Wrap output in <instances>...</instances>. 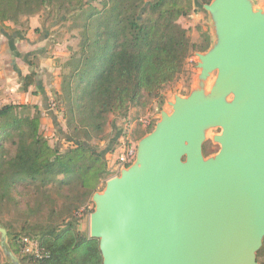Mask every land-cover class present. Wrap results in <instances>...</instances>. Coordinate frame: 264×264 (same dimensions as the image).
<instances>
[{
  "label": "water",
  "instance_id": "water-1",
  "mask_svg": "<svg viewBox=\"0 0 264 264\" xmlns=\"http://www.w3.org/2000/svg\"><path fill=\"white\" fill-rule=\"evenodd\" d=\"M195 5L209 13L215 35L197 53L196 87L175 95L133 163L92 196L89 236L99 240L103 264H261L264 9L253 0ZM211 128L222 130L213 137L220 149L206 156ZM0 233L4 244L1 224Z\"/></svg>",
  "mask_w": 264,
  "mask_h": 264
},
{
  "label": "trees",
  "instance_id": "trees-1",
  "mask_svg": "<svg viewBox=\"0 0 264 264\" xmlns=\"http://www.w3.org/2000/svg\"><path fill=\"white\" fill-rule=\"evenodd\" d=\"M44 6L70 10L80 28V50L64 63L56 93L68 146L50 144L37 105L0 106V214L15 209L27 220L20 232L0 224L21 264H103L99 240L78 224L111 174L97 144L105 139L109 116L125 118L145 96H157L190 54L207 51L210 42L206 37L196 44L180 24L198 10L195 0H0V24ZM32 81L33 73L25 84ZM24 236L38 240L41 257L19 255ZM257 259L264 264V244Z\"/></svg>",
  "mask_w": 264,
  "mask_h": 264
},
{
  "label": "rangeland",
  "instance_id": "rangeland-1",
  "mask_svg": "<svg viewBox=\"0 0 264 264\" xmlns=\"http://www.w3.org/2000/svg\"><path fill=\"white\" fill-rule=\"evenodd\" d=\"M253 2L256 8L264 9V0H253ZM95 4L99 5V3ZM30 19H34L36 24H38L37 30L41 32L43 27H45L47 28L46 33L48 36L52 35L53 49L50 55L53 57L57 56L54 63L60 67L59 70L62 71L61 76H63L64 80L65 76L63 73L67 71L64 67V63L72 54H76V52L80 50V28L77 27V22L74 20L73 13L70 10L58 11L44 6L34 14L22 15L16 21L7 22L14 26L13 29H24L29 28L28 22ZM180 24L188 29V33L193 42L201 45L204 43L205 38L208 37L210 47L212 46L215 39L212 20L209 13L204 8L199 7L198 10L192 12L190 15L181 17ZM2 26H5V24H0V27ZM60 48L67 53L69 52L66 58H61L59 54L56 55L54 53L55 51L59 52ZM198 52L205 51L197 50L192 52L187 58L184 69L177 79L163 86L157 96H145L140 105L130 108L125 118L114 114L109 116L106 125L105 139L97 142L99 150L103 151L108 161V167L111 170V174L107 179L119 174L121 168L127 167L133 163L134 160L124 165L121 155L132 145L137 148L139 140L155 128L157 122L161 119L163 110L168 113L172 112L173 108L170 102L174 101L175 95L187 96L190 94L191 90L196 87L200 73V69L197 67L199 61ZM215 76L216 73L209 78L208 88L211 87ZM56 97L57 94L55 93L49 102V106L51 109L53 108L59 112L61 121H58V124L60 123L61 126H65L64 128L62 127L64 131L60 129V126H53L51 122L50 126L46 125L45 128L43 127V131L48 137L51 145H59L62 150H65L68 146L65 137H67L68 134L62 111H60L56 105ZM41 118H43L42 112ZM221 131V128H211L208 130L207 138L204 142V153L206 156L213 155L219 151L220 145L213 140V137L221 133ZM105 183L99 186L98 191L104 190ZM88 206L90 209L82 213L81 220L78 224V228L85 234L90 233V213L92 212L90 210L94 209L92 199ZM0 221L10 226L12 231L20 232L21 227L27 220L22 212L10 209L0 214ZM30 221L34 222L37 220L32 218ZM10 242V236L7 233L5 243L2 244L0 233V264H15L8 254V251H10ZM19 255L26 256L23 252H19Z\"/></svg>",
  "mask_w": 264,
  "mask_h": 264
},
{
  "label": "crops",
  "instance_id": "crops-1",
  "mask_svg": "<svg viewBox=\"0 0 264 264\" xmlns=\"http://www.w3.org/2000/svg\"><path fill=\"white\" fill-rule=\"evenodd\" d=\"M4 24L0 27V106L5 103L37 105L43 114V127L50 126L51 122L62 130L65 126L58 124L59 112L49 106L63 82L62 71L54 63L57 56L50 55L52 35L48 36L45 27L41 32L37 30L34 19L24 29H13L8 22ZM59 50L54 53L66 58L69 52ZM31 73L33 81L27 85L25 77Z\"/></svg>",
  "mask_w": 264,
  "mask_h": 264
},
{
  "label": "built area",
  "instance_id": "built-area-1",
  "mask_svg": "<svg viewBox=\"0 0 264 264\" xmlns=\"http://www.w3.org/2000/svg\"><path fill=\"white\" fill-rule=\"evenodd\" d=\"M136 147L132 145L129 147L123 155H121L122 163L125 165L135 159ZM22 252L39 258L42 256L41 249L39 247V242L37 239H33L27 236L21 238Z\"/></svg>",
  "mask_w": 264,
  "mask_h": 264
}]
</instances>
